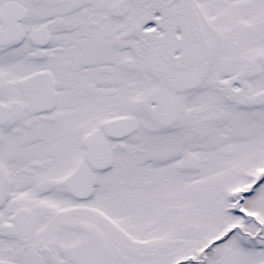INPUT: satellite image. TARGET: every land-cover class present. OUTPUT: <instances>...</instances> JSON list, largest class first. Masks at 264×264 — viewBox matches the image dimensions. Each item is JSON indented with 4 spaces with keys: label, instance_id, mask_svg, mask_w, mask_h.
<instances>
[{
    "label": "snow or ice",
    "instance_id": "6c2138e0",
    "mask_svg": "<svg viewBox=\"0 0 264 264\" xmlns=\"http://www.w3.org/2000/svg\"><path fill=\"white\" fill-rule=\"evenodd\" d=\"M0 264H264V0H0Z\"/></svg>",
    "mask_w": 264,
    "mask_h": 264
}]
</instances>
